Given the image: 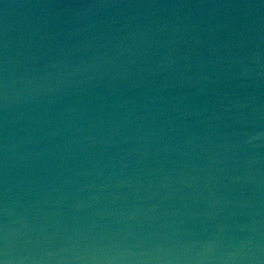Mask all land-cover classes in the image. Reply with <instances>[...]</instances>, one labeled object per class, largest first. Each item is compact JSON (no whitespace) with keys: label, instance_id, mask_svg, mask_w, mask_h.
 <instances>
[{"label":"water","instance_id":"1","mask_svg":"<svg viewBox=\"0 0 264 264\" xmlns=\"http://www.w3.org/2000/svg\"><path fill=\"white\" fill-rule=\"evenodd\" d=\"M0 264H264V0H0Z\"/></svg>","mask_w":264,"mask_h":264}]
</instances>
